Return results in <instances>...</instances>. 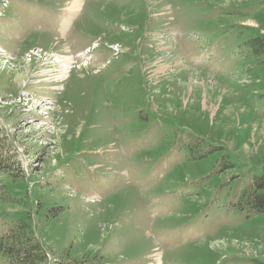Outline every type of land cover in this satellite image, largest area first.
Here are the masks:
<instances>
[{"label":"rangeland","instance_id":"rangeland-1","mask_svg":"<svg viewBox=\"0 0 264 264\" xmlns=\"http://www.w3.org/2000/svg\"><path fill=\"white\" fill-rule=\"evenodd\" d=\"M71 1L0 0V138L49 263L264 264V0Z\"/></svg>","mask_w":264,"mask_h":264},{"label":"trees","instance_id":"trees-1","mask_svg":"<svg viewBox=\"0 0 264 264\" xmlns=\"http://www.w3.org/2000/svg\"><path fill=\"white\" fill-rule=\"evenodd\" d=\"M251 41L255 54L264 52L262 38L255 37ZM7 147L5 141L0 138V207L3 208L0 210V229L5 230L4 234H0V253L7 258L8 264H50L40 242L31 237L29 209L25 205L27 192L13 191L18 189L22 182L16 181L18 177L12 171L14 159L7 155ZM25 187L26 183L23 182L21 189ZM242 197L249 214L264 213V177H254ZM19 205L23 209L20 212L6 213L7 208ZM51 212L52 216H55L58 209L53 208Z\"/></svg>","mask_w":264,"mask_h":264},{"label":"bare ground","instance_id":"bare-ground-1","mask_svg":"<svg viewBox=\"0 0 264 264\" xmlns=\"http://www.w3.org/2000/svg\"><path fill=\"white\" fill-rule=\"evenodd\" d=\"M80 1L81 0H72L71 3L69 4V6L66 8V13H67V16H68L69 19L76 14V12H77V10H78V8L80 6ZM68 18H67V20L69 21ZM63 62H64L63 60H59L56 63H63Z\"/></svg>","mask_w":264,"mask_h":264}]
</instances>
